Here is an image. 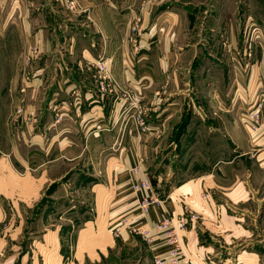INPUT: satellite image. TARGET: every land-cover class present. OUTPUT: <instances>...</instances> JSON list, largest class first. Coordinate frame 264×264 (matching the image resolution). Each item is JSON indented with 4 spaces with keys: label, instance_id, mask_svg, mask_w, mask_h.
I'll use <instances>...</instances> for the list:
<instances>
[{
    "label": "crops",
    "instance_id": "crops-1",
    "mask_svg": "<svg viewBox=\"0 0 264 264\" xmlns=\"http://www.w3.org/2000/svg\"><path fill=\"white\" fill-rule=\"evenodd\" d=\"M74 1L84 13L71 14L62 0H0V66L40 57L19 90L44 105L26 152L19 140L0 148V264H91L118 249L136 254L131 264H154L167 250L163 239L147 243L123 219L147 226L163 215L185 219L181 243L193 264H259L264 237L243 243L264 215V133L247 125L244 98L253 87L264 96V78L244 60L245 39L225 49V40L214 48L209 38L202 62L201 49L175 48L188 5L155 15L151 1ZM255 45L259 62L263 46ZM101 54L122 87L140 96L145 128L128 99L101 90ZM185 56L197 70L190 80L175 65ZM132 178L149 179L159 197L146 214Z\"/></svg>",
    "mask_w": 264,
    "mask_h": 264
},
{
    "label": "rangeland",
    "instance_id": "rangeland-1",
    "mask_svg": "<svg viewBox=\"0 0 264 264\" xmlns=\"http://www.w3.org/2000/svg\"><path fill=\"white\" fill-rule=\"evenodd\" d=\"M145 1H151L150 3L154 4L153 8L151 9V13L154 12L155 15L158 14V11H167L175 7L177 4H183V6L188 5V10H185L186 14L183 15L184 22L186 23L181 30L180 37H178L176 41V43H178L177 46H175L176 49L178 48V45L181 48H196L197 51L201 49L202 52H200V58L198 59L202 60L203 62L205 59L204 54H206L204 48H210L208 41L211 40L212 42L210 44H214L212 47L216 48V46H220V42L225 40V45H223V48L226 49L232 47L235 44V37L238 39L239 36V38H241V43L243 42V39H245L246 51H244V55L246 58L244 60H246V62L250 61L251 65L257 63L259 65V78H264V55L259 62L258 60L256 61V58L253 56L254 47L256 46L255 44L259 42L262 44V50L264 51V0H139L140 8H144V4L141 2ZM158 7L160 10H157ZM81 13L82 12H80V14ZM71 14L75 15L76 13ZM133 26L135 29H132ZM137 27L138 25L134 23L130 27V33L136 34ZM97 30L102 42L101 48H104V32L102 28L99 27ZM209 38L211 39L209 40ZM258 39L260 40L258 41ZM133 43V48H140L138 41H133ZM33 50L34 47L31 49V52H33ZM263 51H261L260 54H262ZM37 57L36 59L30 57L29 60H27V55L20 59L13 58L11 63L0 66V148H3L5 151L11 149L15 140H19L16 147L22 149L23 152H26L23 150V146H27L26 140H28L29 134L33 132L34 126L36 124H40L41 126L43 123V121H40L38 118L41 115V111L42 113L44 112L43 103L38 104L33 101L27 102L26 97L28 90L21 89L22 92L19 90L21 83L24 85L25 82L27 83L31 79L32 72L30 68H32L33 65L32 60L40 59V57ZM1 60L4 61V58H0V61ZM190 64H192V66L189 69L188 66ZM201 64L198 65L200 66ZM175 65H181L184 66L182 68L187 69V74L184 76V78H187V80H190L195 71H197L193 66V61L190 56L180 58L178 62L175 63ZM260 65H262L261 68ZM112 71L113 70L110 65L109 74L111 78L104 79V77H99L100 83L105 86H108V84L112 85L117 83V87L115 85L113 86L121 96H123L122 94L124 92L128 93L130 96H133L134 93L131 89L124 86L122 87L120 84L121 82L119 81V76H121V74H116V77ZM253 88L251 91L247 90L245 92L244 109H246V113H248L254 107L253 105L256 102V98L260 97L258 93L253 91ZM101 90L104 89L101 88ZM113 90L114 89H112V91ZM36 95L43 99L42 89H38ZM261 98L264 99V96L261 95ZM128 106L129 102L127 104V107ZM35 118L38 119L35 121ZM260 131L264 133L263 128L257 130L256 132ZM72 162L75 163L76 161ZM69 166L70 165H68V168ZM63 167H65V164H63ZM62 169L63 168L60 166L55 167L54 172L58 174ZM70 173L68 175H70ZM69 180H72L71 177ZM252 203L253 202L248 203V206L253 207ZM258 221L259 220H256L255 222ZM260 221L261 224L258 228L260 232L257 233L255 230L254 234L246 237L247 239H245L246 241L243 244L248 245L247 240L257 241L261 237H264V215ZM253 222L254 221L252 219H246L243 221V224L250 226L253 224ZM240 242H243V239H240V241L235 245L241 246L239 245ZM259 244L263 245L264 240L260 241ZM233 245L234 244L231 243L229 246L232 247ZM263 249L264 248L262 246L258 253L259 264H264ZM250 250H252V248H250ZM123 251L124 252H120L118 249V251L112 255L113 257L111 259H109V257L102 258L96 262L90 263L131 264L134 261V255L136 254H132L131 251L127 252L126 249Z\"/></svg>",
    "mask_w": 264,
    "mask_h": 264
},
{
    "label": "built area",
    "instance_id": "built-area-1",
    "mask_svg": "<svg viewBox=\"0 0 264 264\" xmlns=\"http://www.w3.org/2000/svg\"><path fill=\"white\" fill-rule=\"evenodd\" d=\"M62 3L71 13L79 14L80 12L85 11V9L79 7L74 0H62ZM132 29H135V27L133 26ZM133 41L138 40L134 38ZM136 49L139 48L136 47ZM34 52H37V47H34L32 53ZM27 57V60H29L31 55H27ZM95 65L100 72V77H104V79L111 78L109 74V58L101 54L96 60ZM113 85L117 87V83L112 85L108 84V86L100 83V88L112 91V89H115ZM122 95L123 98L129 100L127 110H133L134 121L141 127L145 128L147 126V109L141 105L140 96L135 94L130 96L126 92ZM259 96L260 97L256 98V102L253 105L254 107L248 113H245V121L252 131H257L261 128L264 130V99L261 98V95ZM136 171L137 168H132V174L136 173ZM130 183L133 192L138 195L136 200L137 208L142 214H146L149 207L159 201L158 195L152 192V184L147 178L139 180L132 178ZM202 197L206 198V193H202ZM189 218L191 220L197 219V215L192 213ZM123 223L132 233L140 235L147 243L151 244L153 242L155 234H158L163 239V244L167 246V250L165 254L154 256V264H193L184 251L181 243L180 231L184 230L186 227V221L184 218L176 217L173 219L172 216L163 215L161 218L147 226L146 224L133 223L127 219H123ZM114 234L116 236L119 235L117 228L114 230Z\"/></svg>",
    "mask_w": 264,
    "mask_h": 264
}]
</instances>
